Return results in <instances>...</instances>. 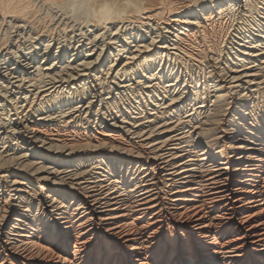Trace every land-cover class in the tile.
Here are the masks:
<instances>
[{"label":"bare ground","instance_id":"bare-ground-1","mask_svg":"<svg viewBox=\"0 0 264 264\" xmlns=\"http://www.w3.org/2000/svg\"><path fill=\"white\" fill-rule=\"evenodd\" d=\"M2 31L0 264H264V0H0Z\"/></svg>","mask_w":264,"mask_h":264},{"label":"rangeland","instance_id":"rangeland-1","mask_svg":"<svg viewBox=\"0 0 264 264\" xmlns=\"http://www.w3.org/2000/svg\"><path fill=\"white\" fill-rule=\"evenodd\" d=\"M44 11H45V9H44ZM43 11V12H44ZM2 33V34H1ZM0 33V36L2 37L3 35H4V33H3V31ZM10 35H11V32H10Z\"/></svg>","mask_w":264,"mask_h":264}]
</instances>
